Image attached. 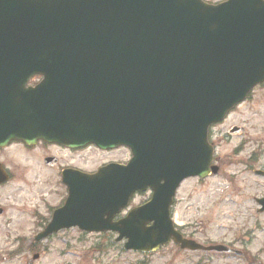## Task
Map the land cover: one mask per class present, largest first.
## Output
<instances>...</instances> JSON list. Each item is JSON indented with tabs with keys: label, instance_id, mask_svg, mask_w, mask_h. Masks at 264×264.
<instances>
[{
	"label": "water",
	"instance_id": "obj_1",
	"mask_svg": "<svg viewBox=\"0 0 264 264\" xmlns=\"http://www.w3.org/2000/svg\"><path fill=\"white\" fill-rule=\"evenodd\" d=\"M262 82L263 0H0V148L41 141L131 155L92 175L63 172L67 199L36 240L78 227L117 233L125 251L169 240L202 249L173 230L172 198L183 180L216 174L207 129ZM146 189L147 203L111 223Z\"/></svg>",
	"mask_w": 264,
	"mask_h": 264
},
{
	"label": "rangeland",
	"instance_id": "obj_2",
	"mask_svg": "<svg viewBox=\"0 0 264 264\" xmlns=\"http://www.w3.org/2000/svg\"><path fill=\"white\" fill-rule=\"evenodd\" d=\"M232 126L241 128L242 132L228 135ZM209 142L214 149V157L219 159L218 174L203 181L188 179L181 184L172 209L173 223L179 228L187 227L185 231L192 232L194 240L199 243L227 245L236 242L238 251L242 247L248 253L246 258L237 255L204 257L177 252L170 246L144 256L124 252L121 245L97 242L96 236H81L71 231L41 242L38 251L45 255L36 264H196L199 261L201 264H248L247 261L251 259L264 264V212L257 214L258 206L254 202L264 193V178L252 173L254 169L264 170V89L253 93L250 101L236 110L225 123L212 128ZM128 160V152L122 149L110 154L87 149L75 163L84 170L94 171L108 161L125 163ZM0 161H4L7 166H34L42 178L49 177V181H44L47 185L42 187L46 203L54 205L59 202V195L53 191L54 182L50 180L52 176L48 175L52 172L14 150L0 155ZM17 188L13 185L0 191L1 209L23 205L24 199L31 198L28 189L19 187L21 191L17 192ZM149 196V193L136 195L129 206H138L146 202ZM30 230L33 229L28 226L6 229L4 219L0 218V264H25L26 254L2 260L12 255L18 247L13 240H5V236L25 239ZM9 232L14 235H9ZM98 248L103 251L98 252Z\"/></svg>",
	"mask_w": 264,
	"mask_h": 264
},
{
	"label": "flooded vegetation",
	"instance_id": "obj_3",
	"mask_svg": "<svg viewBox=\"0 0 264 264\" xmlns=\"http://www.w3.org/2000/svg\"><path fill=\"white\" fill-rule=\"evenodd\" d=\"M264 88V84L256 87L254 91ZM246 103V102H245ZM241 104L240 106H242ZM238 106L237 108H239ZM235 108L234 110H236ZM231 112L229 114L232 115L235 111ZM229 116L227 118H229ZM226 118V119H227ZM234 128V127H231ZM88 147L84 148H76V149H69L58 145H48L43 143H37L35 146L27 147L19 143H11L4 149H0V155H4L9 153L10 151L14 150L17 154L24 156L25 158H31L38 163L43 169L48 170L52 172L51 175L54 182V189L53 191H56L57 196L59 195V202L56 204H47L46 198L44 197L45 194L42 191V187L46 186L47 184L44 181H49V177L42 178L40 175H38L35 171L34 166H30L28 164H22L19 165H8V160H6V163L4 161H0V165L3 168L5 174H6V181L0 183V191L4 190L5 188H8L10 186L16 185L18 188L15 190L17 192L21 191L19 187H24L29 190V195H31V198L24 199L23 205H15L12 208H9L8 210H3L0 208V218L4 219V227L7 228H15V229H21L23 227H29L30 230L27 233V236L24 238H20L18 236H5V240L10 241L13 240V243L18 245V247L15 249L18 254L14 253L12 255H8V257L3 258L2 260L5 261L8 260L10 257L20 256V254H26L24 255L25 258V264L29 263V260H33L31 264H36L39 259L42 258V256L45 255V253L38 251V245L41 242H35V236L41 232L49 223L51 220L54 212L61 208L65 197H66V187L61 183V176L62 172L65 170H76L81 172H86L79 164H76V160H80L81 154L84 153L85 150H87ZM89 149H91L89 147ZM95 152H99L95 149H92ZM101 153V152H99ZM13 160V159H12ZM253 160V159H252ZM9 164V163H8ZM92 172V171H88ZM33 196V197H32ZM255 202V200H254ZM257 213V210H256ZM259 214V213H257ZM118 216L115 215L112 219L113 222L118 221ZM187 227L179 228L177 231L181 234V236L186 240H194V234L187 233L185 230ZM74 232L78 235L85 236V235H93L98 237L97 240L99 242H105V243H115L116 235L114 233H97V234H86L81 231H79L77 228H71L68 230H62L54 235L49 236L46 240H50L55 236H58L62 233H69ZM22 233V232H20ZM19 233V234H20ZM9 235H14L13 232H9ZM247 235V233L245 234ZM80 236V237H81ZM73 241V240H72ZM81 241V239H79ZM248 240H246L247 242ZM196 242V241H195ZM203 245H209L211 243H205L201 242ZM241 245V243H240ZM170 247H173L177 252L186 253L189 254V252L181 251L177 246H173L172 244L169 245ZM227 246L229 249H236V242L234 243H227ZM239 254H237L240 257H247L248 253L240 247V250L238 251ZM197 254H200L202 256L206 255H213V254H207V253H201L197 252ZM229 255H234L233 253ZM248 264H263L258 260L251 259L247 261Z\"/></svg>",
	"mask_w": 264,
	"mask_h": 264
}]
</instances>
